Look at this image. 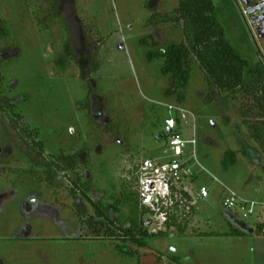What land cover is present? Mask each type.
<instances>
[{
  "label": "rangeland",
  "instance_id": "1",
  "mask_svg": "<svg viewBox=\"0 0 264 264\" xmlns=\"http://www.w3.org/2000/svg\"><path fill=\"white\" fill-rule=\"evenodd\" d=\"M50 2L0 0V93L38 129L45 155L29 165L23 156L28 147L8 121L0 124V264H264V234L256 232L257 223L264 228V152L250 128L263 113L256 91L219 92L192 58L184 101L165 94L164 58L149 60L148 53L184 41L181 24L167 20L178 0H59L76 56L62 70L55 62L62 47ZM212 2L239 55L251 68L264 65V46L243 0ZM98 37L99 68L88 73ZM168 105L190 113L181 135L197 139V161L182 178L194 215L184 233L170 227L137 248L114 226L113 237L102 231L107 222L89 228L93 209L80 192H71V181L91 180L90 197L114 205L110 218L129 226L139 214L134 193L142 189L141 163L172 159L164 126ZM227 150L237 155L224 169ZM60 153H78L81 164L76 171L51 169L47 178L43 159ZM12 167L45 174L23 179ZM202 186L206 198L199 197ZM228 193L252 203L253 214L243 218L239 208L228 209ZM142 220L150 233L165 229L158 215ZM233 228L245 233L225 234Z\"/></svg>",
  "mask_w": 264,
  "mask_h": 264
},
{
  "label": "trees",
  "instance_id": "2",
  "mask_svg": "<svg viewBox=\"0 0 264 264\" xmlns=\"http://www.w3.org/2000/svg\"><path fill=\"white\" fill-rule=\"evenodd\" d=\"M58 6L59 0H51L49 10L56 24L59 26L58 33L61 36L60 46L62 47V51L58 52L55 62L62 70H65L69 63L76 61V56L72 49L70 30ZM167 20L181 24L184 41L180 44L164 46L160 51L148 53L149 60L156 57L164 58L161 73L168 76L169 79L165 94L167 96H175L179 102L184 101L185 96L183 91L189 83L192 58L198 61L209 85L214 86L219 92L230 94L233 92L256 91L258 96L257 103L263 113L259 125L250 126L252 130L251 136L259 143L260 148L264 152V65L257 64L251 68L248 61L239 55L232 43L225 37L223 27L216 18L212 0H178V5L173 16L167 18ZM87 30L90 31L91 28L89 27ZM102 39L101 37L97 38V46L93 50V53L89 55L91 63L87 71L88 73H92L99 68L97 55L98 48L103 42ZM16 108L17 104L13 99L0 93V124L8 121L12 128L15 129L18 133V139L28 147V151L23 156L27 159L29 165L33 166L37 163L38 157H45L44 143L38 139V129L32 128L28 123L22 121L23 118ZM236 155L237 152L234 150L225 151L222 167L228 169L232 166L236 161ZM4 157L1 159L3 162L6 160ZM42 163L48 168L46 174L32 168L22 169L12 167L9 168V171L23 179L39 180L43 174L47 178L52 179L51 169L55 171H76L81 164V160L78 153H60L59 155L50 154L49 159H43ZM71 182V192L74 195H76V192H80L93 209L94 217L97 218V221L95 218H89L87 221L89 228H94L95 225L102 227V224L107 222L108 226L102 231L109 233V236L113 237L114 231L111 228L114 226L113 228L123 235V240L128 239L132 241L137 248L145 246L147 243L146 239L150 237L166 234V231L170 227L177 229L181 234L184 233L187 220L194 215L192 198L182 188H179L178 197L173 198L172 204L164 205L160 203L157 206V210H152L142 204L140 191H137L134 194H136L140 205L137 206L139 209L138 217H132L129 220V226L124 227L116 224L110 218L109 212L111 208L115 207L114 205L106 206L101 201H94L90 197L91 180L76 177ZM161 213L165 218L162 222L165 225L164 231L158 230L150 233L142 227L143 223H145L142 220L144 215L153 217ZM262 229V223H257L256 232L262 234ZM244 233L243 229L233 228L229 233L225 234L243 235ZM123 252L125 253V251Z\"/></svg>",
  "mask_w": 264,
  "mask_h": 264
},
{
  "label": "built area",
  "instance_id": "3",
  "mask_svg": "<svg viewBox=\"0 0 264 264\" xmlns=\"http://www.w3.org/2000/svg\"><path fill=\"white\" fill-rule=\"evenodd\" d=\"M168 116L164 119L166 136L169 137L167 146L172 155L168 162L145 159L141 163L142 175L144 177L140 199L142 204L152 210H157L158 204L170 205L173 198L178 197V190L182 188V178L189 172L192 161H197V139L195 133L190 139L181 135V129L186 124L188 114L185 108L179 105H168ZM173 187V189H172ZM208 188L200 187L199 197L206 198ZM224 205L228 208H239L243 211V218L253 214V204L237 198L234 194L228 193L224 198ZM160 216L163 220L164 215ZM264 234V228L262 229Z\"/></svg>",
  "mask_w": 264,
  "mask_h": 264
},
{
  "label": "flooded vegetation",
  "instance_id": "4",
  "mask_svg": "<svg viewBox=\"0 0 264 264\" xmlns=\"http://www.w3.org/2000/svg\"><path fill=\"white\" fill-rule=\"evenodd\" d=\"M249 21L256 37L264 46V0H243ZM254 9L253 13H249Z\"/></svg>",
  "mask_w": 264,
  "mask_h": 264
},
{
  "label": "water",
  "instance_id": "5",
  "mask_svg": "<svg viewBox=\"0 0 264 264\" xmlns=\"http://www.w3.org/2000/svg\"><path fill=\"white\" fill-rule=\"evenodd\" d=\"M255 10L254 9H252L251 11H249V13H253Z\"/></svg>",
  "mask_w": 264,
  "mask_h": 264
}]
</instances>
